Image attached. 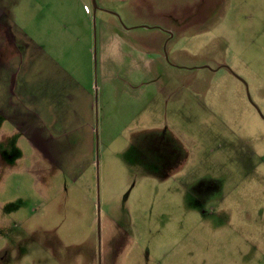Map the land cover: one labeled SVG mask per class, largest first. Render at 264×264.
Instances as JSON below:
<instances>
[{
    "label": "rangeland",
    "instance_id": "374dc122",
    "mask_svg": "<svg viewBox=\"0 0 264 264\" xmlns=\"http://www.w3.org/2000/svg\"><path fill=\"white\" fill-rule=\"evenodd\" d=\"M246 85L264 0H0V264H264Z\"/></svg>",
    "mask_w": 264,
    "mask_h": 264
},
{
    "label": "water",
    "instance_id": "95a60500",
    "mask_svg": "<svg viewBox=\"0 0 264 264\" xmlns=\"http://www.w3.org/2000/svg\"><path fill=\"white\" fill-rule=\"evenodd\" d=\"M247 87V96L249 98V100L252 102V98L251 95L248 91V86ZM262 116V118L264 119V115L262 114V112L260 111L259 108H257ZM99 161L97 160V166H98ZM98 194H97V233H98V239H99V245L101 242V204H100V191H99V179H98ZM99 264H101V255H100V250H99Z\"/></svg>",
    "mask_w": 264,
    "mask_h": 264
},
{
    "label": "trees",
    "instance_id": "16d2710c",
    "mask_svg": "<svg viewBox=\"0 0 264 264\" xmlns=\"http://www.w3.org/2000/svg\"><path fill=\"white\" fill-rule=\"evenodd\" d=\"M96 228L97 227L95 226V230L97 232V229ZM97 244H98V242H97ZM97 244L94 246V252H93V254H94V257L98 260V263H99V259H98V245Z\"/></svg>",
    "mask_w": 264,
    "mask_h": 264
},
{
    "label": "flooded vegetation",
    "instance_id": "af4514ba",
    "mask_svg": "<svg viewBox=\"0 0 264 264\" xmlns=\"http://www.w3.org/2000/svg\"><path fill=\"white\" fill-rule=\"evenodd\" d=\"M248 97V96H247ZM248 100H249V98H248ZM249 102L252 104V106L255 108V110L258 112V114L261 116V114H260V112H259V110L257 109V108H259L256 104H254V102H253V100H252V102L249 100ZM261 111V110H260ZM263 114V113H262ZM262 117V116H261Z\"/></svg>",
    "mask_w": 264,
    "mask_h": 264
},
{
    "label": "crops",
    "instance_id": "0c3cea01",
    "mask_svg": "<svg viewBox=\"0 0 264 264\" xmlns=\"http://www.w3.org/2000/svg\"><path fill=\"white\" fill-rule=\"evenodd\" d=\"M86 4V3H85ZM13 42V41H12Z\"/></svg>",
    "mask_w": 264,
    "mask_h": 264
}]
</instances>
